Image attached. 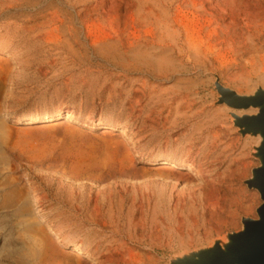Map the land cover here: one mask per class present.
Listing matches in <instances>:
<instances>
[{
  "label": "rangeland",
  "instance_id": "obj_1",
  "mask_svg": "<svg viewBox=\"0 0 264 264\" xmlns=\"http://www.w3.org/2000/svg\"><path fill=\"white\" fill-rule=\"evenodd\" d=\"M201 1L0 0V264H48L32 226L71 256L58 255L62 264L87 258L93 264H169L175 255L240 230L242 217L257 218L262 201L245 180L260 164L252 155L259 139L239 133L234 110L218 102L214 83L241 94L264 84V28L253 40L258 52L229 49L219 20L225 2ZM240 40L250 42L246 35ZM131 49L148 55L134 57ZM161 52L174 59L164 73L154 62ZM63 114L78 126H122L139 161L167 160L165 169L200 182L202 170L210 187L215 173L223 177L234 168L204 157L207 140L200 136L217 134L218 150L230 144L244 152L232 186L238 200L226 201L227 184L216 182L219 193L203 206L199 192L176 203L170 183L157 181L163 193L153 203L171 230L169 239L152 233L139 184L98 191L58 175L43 181L35 173L25 186L28 170L19 161L16 133ZM203 119L208 124L196 131ZM188 161L195 167L185 168Z\"/></svg>",
  "mask_w": 264,
  "mask_h": 264
},
{
  "label": "water",
  "instance_id": "obj_2",
  "mask_svg": "<svg viewBox=\"0 0 264 264\" xmlns=\"http://www.w3.org/2000/svg\"><path fill=\"white\" fill-rule=\"evenodd\" d=\"M135 51L131 49L130 53ZM214 87L218 102L234 110L230 116L239 133L259 139L252 155L260 164L252 169L245 184L258 191L262 202L257 218L242 217L240 230L214 239L210 246L175 255L169 264H264V85L257 83L245 94L222 85L218 79ZM16 138L23 147L19 161L28 170L21 180L25 186L37 173L43 181L58 175L76 185L102 191L115 184H139L158 171V164L136 158L133 138L122 126H78L63 114L19 130Z\"/></svg>",
  "mask_w": 264,
  "mask_h": 264
},
{
  "label": "bare ground",
  "instance_id": "obj_3",
  "mask_svg": "<svg viewBox=\"0 0 264 264\" xmlns=\"http://www.w3.org/2000/svg\"><path fill=\"white\" fill-rule=\"evenodd\" d=\"M223 1L225 2L227 7H225L224 10H221L222 12L220 11L221 13L219 15V20L221 22H223L225 25L224 31L222 33L223 34L222 37H224V40H225V45L229 49L233 48V49H236L237 51L241 50L242 52L248 51L251 53L258 52L259 48L257 47V45L255 43H253V40L255 39V36L260 31V29L264 28V0H223ZM213 2H214V0L201 1L202 4H209V5H212ZM243 35H246V37L248 38V40H250V42H247L245 40L243 42H241L240 38ZM161 53H160V56L157 57V59H154V62H155L156 69H157L156 71L159 73H164L165 71L168 70L170 63H172L174 61V59H172V57L167 55V54L164 55V53H162V54ZM145 55H148V53L145 50H143V51L140 50V51H137L133 54L134 57H138V58H142ZM260 80L262 81V83H264V77H260ZM262 85H264V84H262ZM216 112H217V110H216ZM216 112H213L208 118L214 117ZM212 120H213V118H212ZM205 124H208V120L204 121V119H203L202 121H200V123L197 124V127H195L194 129L196 131H198ZM28 135H29V132L25 133V136H28ZM200 137H201L200 138L201 142H202V140H205V141L207 140L206 144H203L201 146V148L203 150L202 153L205 155L204 157H208L211 155L212 158H214V160L220 159V161L227 164V170H228V168L234 167L226 175L223 174L224 175L223 177L221 175H219L218 173H215V176L212 178V184L214 185V183L216 184V182H218L220 184L225 182L227 184V187L222 189L223 194H221V195L224 196L227 193H229V195H231V197L227 198L226 201H230V202L237 201L238 199L235 197V194H234L235 192L233 190L234 188L232 186H233V184H235V181L237 180L238 174H240L239 168H240L241 164L242 165L245 164V158H243L244 152L241 150L237 151L236 147L234 149V147L230 144H226L222 148L220 147V149L218 150L217 148L219 146L217 143L219 142V136L217 134H213V135H210L208 137H206V136H200ZM203 138H205V139H203ZM199 144H201V143L199 142ZM221 145L222 144H220V146ZM166 162H168V161L167 160H159V161H157L156 164L161 165V163L164 164ZM182 164L184 165L185 168L191 169V168L195 167L194 162H192V161H188V162L182 163ZM203 173L204 172H202V170L199 171V174L202 176V180L200 182L197 180L196 177H194L193 175H190L187 172L185 173L183 171L173 170L172 168H171V170L165 169L164 167L160 166V167H158V171L156 173L145 177L142 180V182H139L138 189H141L142 193H143L142 206L144 207L145 210L149 209L148 218H149V222H150V226H151L150 229H152V233H154L155 236H157L159 234L161 237L162 235H165V233H166L169 239L171 237L170 228L167 230L164 229L163 222L158 220L157 204H156V202L153 203V201H155L156 197H158L159 195H161L163 193V191L157 187L156 182L157 181L161 182V180H162L165 183H167V182L170 183V185H171L170 195H171V198L176 203L179 202L180 200H185L186 195H189L192 193L196 194L198 192L201 193L203 195V200L201 199L202 203H200V204H201V206H203L204 205L203 203L206 200H208V196L211 193H213L214 191L215 192L217 191V188L215 187L216 185H214V186L211 185L212 187H210V183H211L210 180L211 179L209 180L206 176L203 175ZM165 183H162V184H165ZM136 187L137 186H135L133 188H136ZM143 188L148 190V194L144 193L145 190L143 192ZM217 192L219 193V191H217ZM213 196H215V195H213ZM140 204H141V202H140ZM187 204H189V202ZM190 204H192V203H190ZM206 208L207 207H204V210ZM205 215H206V213H205ZM141 223H142V221H141ZM208 223L210 224L209 220H208ZM142 225H143V223H142ZM155 225H156V227H155ZM32 227H34V230L37 231V233L40 237V239H39V247L40 248H39L38 253L44 257V260H46L48 264H62L61 262H58V259H59L58 255L65 256V257H67L66 259H68V260L71 259L70 258L71 256L67 255L66 253H62V252L58 251L55 242L50 240L45 235V233L43 232V230L41 228L36 227V226H32ZM156 233H158V234H156ZM184 238H185V236L179 237L180 244L183 243ZM164 242H165V240H164ZM75 262H76L75 264H93V260L88 259V258L82 259V260L76 259ZM100 263L103 264L104 259L103 260L100 259Z\"/></svg>",
  "mask_w": 264,
  "mask_h": 264
}]
</instances>
